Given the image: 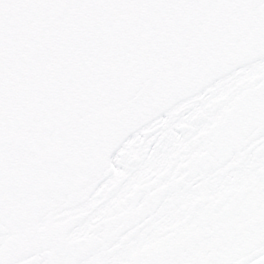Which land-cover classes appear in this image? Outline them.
<instances>
[{"label": "snow or ice", "instance_id": "obj_1", "mask_svg": "<svg viewBox=\"0 0 264 264\" xmlns=\"http://www.w3.org/2000/svg\"><path fill=\"white\" fill-rule=\"evenodd\" d=\"M0 264H264V0H0Z\"/></svg>", "mask_w": 264, "mask_h": 264}]
</instances>
